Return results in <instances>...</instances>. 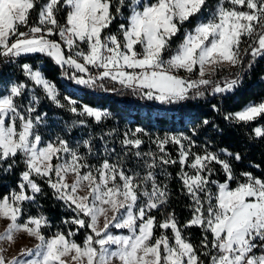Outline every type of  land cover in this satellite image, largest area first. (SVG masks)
<instances>
[{
	"label": "snow or ice",
	"instance_id": "snow-or-ice-1",
	"mask_svg": "<svg viewBox=\"0 0 264 264\" xmlns=\"http://www.w3.org/2000/svg\"><path fill=\"white\" fill-rule=\"evenodd\" d=\"M39 57L81 90L119 94L107 87L105 81H111L161 105L218 97L211 109L224 125L203 119L191 136H157L152 142L158 152L134 153L142 171L128 169L127 152L110 162L114 149L105 137L115 129L92 131L113 114L86 100L88 91L81 97L62 93ZM261 58L264 0H216L211 7L209 0H0V78L6 67L24 78H10L0 89V180L24 165L15 186L0 194V220L8 221L0 242H13L20 233L36 241L11 258L0 247V264H264V177L236 171L235 164L245 159L242 149L213 151L206 146L209 138L197 152L193 139L200 130L222 137L226 129L255 123L248 140H264V98L236 110L225 106ZM259 79L264 82V75ZM43 101L71 114L65 133L85 129L87 138L73 145L57 133L45 141L40 129L49 118L39 111ZM141 133L146 134L139 126L131 136L125 133L122 146L139 149ZM97 138L103 156L95 150ZM168 144L178 146L176 158L166 151ZM89 157L100 162L91 164ZM175 164L192 201L191 218L183 225L166 210L168 185L157 180V169L167 179L165 166ZM42 185L72 213L61 220L67 232L58 227L45 234L53 225L39 203L47 195ZM30 207L38 209L36 215L29 214ZM192 227L201 230L199 245L185 234ZM80 229L84 237L78 242Z\"/></svg>",
	"mask_w": 264,
	"mask_h": 264
},
{
	"label": "trees",
	"instance_id": "trees-1",
	"mask_svg": "<svg viewBox=\"0 0 264 264\" xmlns=\"http://www.w3.org/2000/svg\"><path fill=\"white\" fill-rule=\"evenodd\" d=\"M216 0H209L210 7L214 5ZM35 18L36 13H33ZM196 23L193 20L192 25ZM115 30V25L113 26ZM179 41L177 40L176 43ZM175 44L173 45V47ZM44 63L41 65L49 77L53 80L60 91L64 94L73 93L75 97L84 96L85 91H88L86 100H91L94 104L107 108L112 114V118L106 120L102 125H92V131L100 133L101 131L107 132L111 129H115V132L111 137H105L109 141V147L114 149L111 153L110 162H115L117 158H125V163L128 169H136L142 171V161L134 156L136 151L140 152H158L156 145L152 142L157 136L163 137L165 133L177 134L185 133L189 136L192 135L190 131L203 119L215 120L221 126L224 125L221 117L217 116L211 109V104L219 102V98H213L206 95L203 99L195 101H187L178 105H161L159 102L147 101L132 95L131 90L121 89V86L111 81H105L108 88H115L119 91V94L113 92H103L100 90L90 91L81 90L80 86L73 84L61 77V69L54 65L48 58L39 57ZM247 60V57H246ZM23 62H32L30 60L22 59ZM237 69H231L235 72ZM70 72L72 70H69ZM227 68L221 70V74H226ZM95 73V71H93ZM264 75V58L258 60L256 65L250 70L248 76L245 78L244 86L234 96L225 101V106L231 110H236L243 107L249 101H256L264 98V82H261L259 77ZM10 78L24 79L18 72L13 73L12 69L5 68L3 78H0V89L5 85ZM218 75L215 79H219ZM40 112H46L48 114V125L40 129L41 134L45 141L55 137L57 133L66 135L73 145L79 140L87 138V130L75 128L70 133H65L63 125L65 121H71L72 116L70 113L63 112L60 109H55L47 101H43L40 108ZM264 123V120L260 121ZM142 127L145 133L137 134L143 143L139 149H127L122 146L125 133L133 130L135 127ZM253 123L248 128H235L226 129L224 136H216L209 130H200L198 134L193 137L196 143L194 151L200 152L201 146L206 144V141L211 138V143L206 146L210 150H216L218 148L227 147L230 150L242 149L245 152V159L243 163H236L235 169L237 172L248 170L254 172L255 175L264 177V140L249 141L247 135L251 133V128L255 127ZM94 147L100 156H103V143L97 138L94 141ZM166 151L176 158L178 146L168 144L165 146ZM81 152H86L81 148ZM100 161L95 157H89V163L98 164ZM251 164H259L260 168H253ZM24 165L19 164L14 173L10 176L3 177L0 180V194L7 192L10 188L15 186L19 173L23 170ZM170 177L166 179L165 176L159 174L157 169V180L162 183H167L170 192L169 203L166 206L167 211H174L179 224L183 225L187 220L191 218V210L188 207L192 203L191 199L184 193L181 182L177 179L176 173L180 170L179 164L165 166ZM212 179L223 180L222 175H214ZM45 193L44 197L39 199L40 205H42V211L47 215L53 227L50 232L45 230V234H51L55 232L57 228L67 232L69 229L67 226L61 223V220L69 217L72 213L66 211L61 207V204L52 198L51 192L47 188V185H42ZM234 186V185H233ZM215 190V186H213ZM38 209L36 207L28 208V212L31 215H36ZM153 215L159 219L160 213L153 210ZM72 230H76V226H71ZM114 232L127 233V230H116ZM170 234V231H169ZM185 234L188 235L190 241L193 244L199 245L201 240V230L197 227H192L185 230ZM84 237V230L77 231L76 239L81 242Z\"/></svg>",
	"mask_w": 264,
	"mask_h": 264
},
{
	"label": "rangeland",
	"instance_id": "rangeland-1",
	"mask_svg": "<svg viewBox=\"0 0 264 264\" xmlns=\"http://www.w3.org/2000/svg\"><path fill=\"white\" fill-rule=\"evenodd\" d=\"M56 39L58 40L59 38L56 37ZM224 68H227V66H225ZM179 75L188 76V74L183 72V71H181L179 73ZM192 78L195 79L196 76L193 75ZM135 128L133 130L128 131L129 136H131V133H132V131L135 130ZM7 223H8V221H6V220H0V233L4 232ZM102 224H103V221L101 220V227H102ZM113 233L114 234H123L120 232H114V229H113ZM35 243H36V241L33 238L28 237L26 234L20 233V234L16 235V238L14 239L13 242H8L6 240L0 242V247L6 249V251L4 252V255L8 258H11L13 256H16L20 252L21 248L33 247Z\"/></svg>",
	"mask_w": 264,
	"mask_h": 264
},
{
	"label": "built area",
	"instance_id": "built-area-1",
	"mask_svg": "<svg viewBox=\"0 0 264 264\" xmlns=\"http://www.w3.org/2000/svg\"><path fill=\"white\" fill-rule=\"evenodd\" d=\"M25 29L24 28H21V31H24ZM175 47V46H174ZM66 50V49H65ZM67 51V50H66ZM93 72V69L91 70ZM256 101H259V100H256ZM254 101V102H256Z\"/></svg>",
	"mask_w": 264,
	"mask_h": 264
},
{
	"label": "crops",
	"instance_id": "crops-1",
	"mask_svg": "<svg viewBox=\"0 0 264 264\" xmlns=\"http://www.w3.org/2000/svg\"><path fill=\"white\" fill-rule=\"evenodd\" d=\"M66 51V50H65ZM93 71H96L95 69H93Z\"/></svg>",
	"mask_w": 264,
	"mask_h": 264
}]
</instances>
